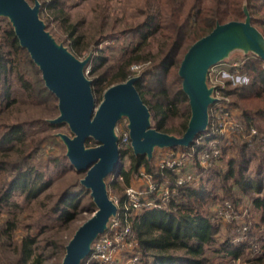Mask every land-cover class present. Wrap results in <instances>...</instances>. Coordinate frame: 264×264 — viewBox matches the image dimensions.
Here are the masks:
<instances>
[{
  "label": "trees",
  "instance_id": "trees-1",
  "mask_svg": "<svg viewBox=\"0 0 264 264\" xmlns=\"http://www.w3.org/2000/svg\"><path fill=\"white\" fill-rule=\"evenodd\" d=\"M50 1L51 8L61 5L60 0ZM145 2V18L138 24L123 30L125 33L133 32L136 36L133 44L121 52L125 60L112 76L105 71V74L93 80L92 85L97 90L100 87L106 90L115 83L128 80L132 74L131 66L139 62H150L153 64L151 68L159 71V75L170 77L177 74L182 81L179 67L192 44L209 34L217 23L245 20V7H248L252 15V23L264 34V0H145ZM7 24L8 27L3 29L0 35L2 37L0 41V103L9 106L16 101L17 96L13 94L12 87L13 80H16L20 90L27 93L31 99L39 101L41 98L49 104L53 103L54 108L58 109V104H55L58 99L47 88L42 71L31 58L29 51L21 46L9 20ZM155 30H160L167 39V45L162 50L159 61H153L150 51L146 53V40ZM139 51H142L141 55L138 54ZM249 53L252 58L244 66L251 75V81L248 85L239 87L233 92L246 99L251 97L261 99L262 102L264 100V61L255 53ZM142 79L136 81V87L150 108L152 118L155 120L153 127L169 133L171 131L164 129L167 115L176 116L181 113L182 127L187 129L191 107L182 84L176 90H170L165 80L157 79L156 82L160 86L155 88V91L151 87L147 88ZM147 95L156 98L154 104L149 105ZM243 118L248 126H256L258 129L261 138L259 142L261 141V146H263L260 148L262 156L257 169L258 172L264 171V106L257 109L253 106L244 108ZM28 125L29 123L11 125L5 122L0 123V150L2 152L0 154V212L5 206L13 205L12 197L16 191H26L30 198L42 186L48 184L44 176L43 164L40 163L44 169H39L37 164L32 162L40 151L42 140L40 137L30 141L26 140L27 130L25 129ZM49 137L56 136L51 134ZM16 146L20 148V153L13 158L8 152ZM224 150L225 148H222V153ZM239 151L241 156L230 157L227 170L211 168L209 170L211 175L205 176L199 186L184 187L180 199L174 201L168 209L143 210L135 217L134 228L144 255V258L140 260L141 264H210L208 252L211 249L221 258L238 259L247 254V246H250L247 240L239 244L231 239L219 242L216 232L220 228L214 222V215L209 210L210 204L216 200H232L236 197L234 200L237 205L244 195L252 194L253 206L261 212L260 219L264 222L263 180L255 179L248 182L245 175L248 148L243 145ZM121 156L129 161V166L119 169L118 174L114 175L112 182L109 183V186L115 190H120L122 183L125 186L130 185L132 175L138 173L141 167L155 172L157 177L161 175V172L153 167L151 160L135 154L130 145L121 148ZM221 156L220 161L223 159ZM236 162H239L237 166ZM169 174L165 172L166 178ZM118 176H122L123 182L117 180ZM217 176L218 183H212ZM76 185L80 186V190L74 189L75 185L72 184L58 196L49 212V219L66 224L75 218L81 205V191H89L81 182H77ZM237 192L242 193L243 196L234 195ZM252 192L255 194L253 195ZM248 224L253 228L252 222ZM14 228L15 225L7 221L0 231V240L4 237L8 240L7 245H11ZM256 231L252 229L249 235L257 236V239L262 240L261 250H264V234L259 232L257 235ZM35 243V238L29 236L21 244L16 245L17 256L12 263L47 264V259L52 254L47 250L48 245L54 244V248L62 246L63 251L66 247L65 244L49 242L47 246L42 245L39 248L34 245ZM180 250L183 252L178 253ZM260 256L262 257L251 264H264V253Z\"/></svg>",
  "mask_w": 264,
  "mask_h": 264
},
{
  "label": "rangeland",
  "instance_id": "rangeland-1",
  "mask_svg": "<svg viewBox=\"0 0 264 264\" xmlns=\"http://www.w3.org/2000/svg\"><path fill=\"white\" fill-rule=\"evenodd\" d=\"M31 5H34L36 1L41 3V18L47 24L48 30L59 41L64 43L77 57L85 59L89 55L91 56L90 64L87 68V76L92 80H96L101 74H105L106 71L109 76H112L122 65L125 60L121 56V52L124 48L131 46L136 36L133 32L125 33L123 30L127 27H132L138 24L145 18V0H60L61 5L57 8H51L50 0H28ZM6 17H0V35L3 29L8 27ZM2 41V37H0ZM147 51H150L153 61H159L162 56V50L167 45V39L161 34L160 30H155L146 40ZM139 55L142 51L138 52ZM252 58L251 53L246 54L243 50H234L230 55L220 64L215 66L211 70V74L208 78L210 86L218 87L217 97L221 99L220 105L224 108H228L229 117L237 122L241 127L234 134L232 142H226L229 144L221 145L219 148H225L222 153L223 159L217 160L208 168L200 169L198 172L199 180L196 183L189 185L199 186L201 182L208 176L210 169L217 167L227 170L228 161L230 157L241 156L240 149L243 145H246L248 151L246 156L248 162L245 163V175L248 182L250 180L262 179L264 186V171L258 172L259 159L261 158V139L256 126H248L244 122L243 111L244 108L251 106L261 108L264 106V100L255 99L251 97L246 99L236 95L233 91L239 87L246 86L251 81V75L245 68V64ZM103 59V60H101ZM150 62L134 63L131 66V72L129 78L138 77L143 78L144 85L147 88L151 87L152 90L160 86L156 80H165L170 90H176L182 84L178 75L172 76L159 75V71L154 70ZM31 78H33L31 76ZM34 79V78H33ZM18 82L13 80V94L17 96L16 101L9 106L4 103H0V123L6 124H19L29 123L25 130H27L26 140L30 141L34 138L42 140V145L39 153L33 158L34 163L37 164L39 169H44V176L48 180V184L42 186L35 195L30 198L27 196L26 191H16L12 197L13 205L5 206L0 212V231L2 226L6 225L7 221L12 222L15 225L12 231V244L7 245L8 240L3 237L0 240V264H13L12 261L16 258L15 246L21 244V242L27 237L31 236L35 238V246H42L50 243H60L67 245L71 238L74 236L77 229L86 222L94 213L93 208H96L91 191L82 190L81 205L77 210V214L74 219L66 224L58 223L49 219V212L57 201L58 196L74 184V189L80 190V186L76 185L77 182H81V179L85 176L86 172H78L67 157V147L63 140L57 135L59 132L73 135L69 126L63 124H53L50 119L56 118L59 115V108L55 109L52 104L47 101H39L31 99V97L20 90ZM116 84V83H115ZM114 85V84H113ZM93 87V85H92ZM107 90V89H106ZM103 88L97 90L93 87V92L96 100L101 102L104 92ZM145 90V89H144ZM149 105L155 103L154 97L147 95ZM58 104V101L55 103ZM54 104V105H55ZM251 105V106H249ZM161 110V108L159 109ZM179 113V112H178ZM177 113V114H178ZM179 113L176 116H169L165 120L164 129H167L177 136H182L185 133V128L182 127L183 118ZM53 124L51 126L49 123ZM152 126L155 124L154 118H151ZM189 122V121H188ZM213 122H217L213 119ZM188 126V125H187ZM256 131V134L254 131ZM117 134L120 137V149L127 146L121 139L125 135H129L128 119L123 118L117 124ZM56 137L51 138L49 135ZM221 140V137L220 139ZM224 140V142H225ZM131 141V139H130ZM87 146H96L93 138H89L86 142ZM190 149L191 147H176ZM160 148H156L151 160L153 167L156 169L155 160L159 153ZM133 150V149H132ZM134 152V151H133ZM190 152V151H188ZM11 157L15 158L20 153V148L17 146L9 149ZM0 154H2L0 150ZM221 156V157H222ZM147 157V156H145ZM57 158V159H56ZM148 158V157H147ZM237 158V157H236ZM123 159V158H122ZM240 158H238L239 160ZM241 160V159H240ZM188 165L185 166V172L196 173V153H190L187 159ZM240 162V161H239ZM239 162H236V166ZM129 161L123 159V163L120 169L128 168ZM237 169V168H236ZM147 171L145 167H141L138 173L133 174L131 177L130 185H137L143 179H140L141 171ZM219 171V169H218ZM171 181L175 179L174 174H169ZM114 178L112 174L108 182L111 183ZM120 182H123V178L118 176ZM206 181V180H205ZM215 181V182H214ZM218 176L212 183H218ZM211 183V184H212ZM40 184V182L38 183ZM128 185V186H130ZM124 183L121 184L120 190H115L109 186L110 197L122 200L125 197L126 188ZM186 187V186H185ZM253 195L255 194L252 192ZM183 194V189L181 196ZM236 196L242 195L237 192ZM251 195H244L243 198L235 204L236 197L232 200H216L209 206V210L214 215V222L219 225V230L216 232V237L219 242H223L227 239H231L234 243L239 244L241 242H249L250 246H247V254L238 259L221 258L217 255L213 249L208 252L210 258V264H251L258 260L264 250H261L262 240L257 239V236L249 235L250 232L257 230V235L264 234V222L261 221V212L256 210L253 206ZM176 201L175 199L173 202ZM172 202V203H173ZM225 202L231 204V208L225 207V210L220 213L221 208ZM95 204V203H94ZM142 211L138 212L140 214ZM253 223V228L248 223ZM256 225V226H255ZM247 229L244 230L243 227ZM259 228V229H258ZM135 232V233H134ZM132 240L124 248L120 255V261L125 264H141L140 262H129L131 255L139 254L144 258L143 252L140 247L139 238L134 228ZM252 239V240H251ZM250 240V241H249ZM50 242V243H49ZM47 246V245H46ZM48 252H52L47 259V264H60L63 263L64 256L66 254L63 251L62 246L54 248V244L48 245ZM209 250V249H208ZM183 252L182 250L178 253ZM84 264H103L100 261L87 262Z\"/></svg>",
  "mask_w": 264,
  "mask_h": 264
},
{
  "label": "water",
  "instance_id": "water-1",
  "mask_svg": "<svg viewBox=\"0 0 264 264\" xmlns=\"http://www.w3.org/2000/svg\"><path fill=\"white\" fill-rule=\"evenodd\" d=\"M40 11L39 1L31 5L28 0H0V17L9 19L21 46L29 51L47 88L58 99L59 115L50 122L67 124L73 134H57L67 147L66 155L78 172H86L81 183L91 191L96 208L66 245L63 259V264H83L93 243L118 213L108 182L123 163L118 122L128 119L132 149L148 159L153 158L156 148L191 147L207 132L210 108L217 101L214 87L208 83L210 69L238 49L253 52L264 61V34L252 23V15L245 7V20L217 23L209 34L192 44L179 67L191 117L185 133L177 136L152 126V114L136 87V76L110 86L98 103L86 72L91 56L80 59L59 42L47 29ZM89 138L97 145L87 146Z\"/></svg>",
  "mask_w": 264,
  "mask_h": 264
},
{
  "label": "built area",
  "instance_id": "built-area-1",
  "mask_svg": "<svg viewBox=\"0 0 264 264\" xmlns=\"http://www.w3.org/2000/svg\"><path fill=\"white\" fill-rule=\"evenodd\" d=\"M215 66L210 69L208 78ZM212 87H214L213 95L217 101L210 108V123L207 132L200 135L190 149H159L155 166L161 175L157 177L153 171H141L140 179L143 181L137 185L128 186L122 200H114L118 205V213L110 219L107 230L93 243L87 262L100 261L103 264H125L120 261V255L134 235V215L143 210L168 209L174 199H180L182 189L185 186L199 180L201 173L198 170L208 168L220 158L222 148L219 147L232 142L234 134L237 131L239 133L241 126L229 117L228 108H223L220 105L221 99L216 96L219 88ZM213 119H216L217 122H213ZM253 131L256 134V131ZM220 137L221 140H219ZM121 142L132 147L129 135H125ZM190 153H196V173L185 172ZM166 171L174 174L175 179L173 181L170 177L166 178ZM119 177L122 178V176ZM225 207L231 208V204L225 202L221 208V214H223L222 211L225 210ZM243 229L246 230L247 227L244 226ZM141 259V255L134 254L128 261L135 263Z\"/></svg>",
  "mask_w": 264,
  "mask_h": 264
}]
</instances>
